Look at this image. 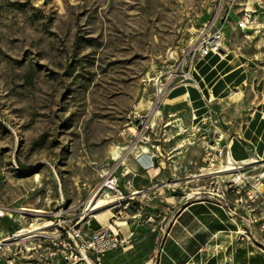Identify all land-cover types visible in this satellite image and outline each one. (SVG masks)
Listing matches in <instances>:
<instances>
[{"label": "rangeland", "instance_id": "obj_1", "mask_svg": "<svg viewBox=\"0 0 264 264\" xmlns=\"http://www.w3.org/2000/svg\"><path fill=\"white\" fill-rule=\"evenodd\" d=\"M213 2L0 0V204L25 214L4 233L71 226L102 188L109 204L97 210L103 217L85 211L84 229L116 225L122 243L96 264H159L181 202L196 192L189 202L222 205L230 225L192 264H264V162L210 174L226 163L234 137L254 153L241 134L264 101L263 41L231 38L228 49L244 59L234 83L242 88L212 101L204 124L189 130L183 99L151 112L152 79L195 37ZM146 146L165 166L142 184L125 172L142 168ZM114 147L123 148L118 159ZM108 178L120 195L105 196Z\"/></svg>", "mask_w": 264, "mask_h": 264}, {"label": "built area", "instance_id": "obj_2", "mask_svg": "<svg viewBox=\"0 0 264 264\" xmlns=\"http://www.w3.org/2000/svg\"><path fill=\"white\" fill-rule=\"evenodd\" d=\"M230 30L238 32L243 40L264 42V0H214L208 19L195 37L179 54L170 55L169 62L152 79L156 88L153 114L172 87L192 81L199 60L221 54ZM149 127L150 124L145 129ZM103 185L108 194L116 192L120 195L115 179L108 178ZM91 208L86 207L87 214L92 213ZM85 211L71 226L64 221L56 224L53 233L22 228L4 233L6 224L20 225L25 214L0 204V264H96L101 256L117 249L122 240L118 238L119 227L116 225V232L104 226L96 230L84 229L83 223L87 224L82 222Z\"/></svg>", "mask_w": 264, "mask_h": 264}, {"label": "crops", "instance_id": "obj_3", "mask_svg": "<svg viewBox=\"0 0 264 264\" xmlns=\"http://www.w3.org/2000/svg\"><path fill=\"white\" fill-rule=\"evenodd\" d=\"M232 37L241 38L238 32L230 30L228 31L227 39L224 42L223 47L228 46L230 44V40ZM262 47H264V42H263ZM221 53H225L224 48ZM236 56L239 57L238 54H236ZM239 59L237 60V62L239 66H241L242 71L239 72L236 70L237 72H235V79H236V75L243 74L242 65H243L244 59L242 58V61H240ZM198 62L196 63V65L198 64ZM235 79L233 81V85L236 81ZM208 85H209L208 88L211 89L214 84L212 82H208ZM236 86L237 87L241 86L242 88V84H236L233 86V89L238 90ZM198 93L203 98L204 104L206 105V110L202 113V116L197 121H194V114H193L194 112L191 106V102L188 99V95L186 94L184 95L182 93L180 94V96L174 99V101L179 100V99H183L187 101V104H188V107L190 108V113H191L189 130H193L197 128V126L203 120L205 115L211 112L212 109L209 107V105L212 101L213 102L214 100L221 101L227 97H230L228 96V94H226V91H224L225 95L222 98L215 97V98L208 100L204 95H202V93L200 92ZM165 100H169L168 94ZM165 100L161 104L164 107V109L165 107L169 106V105L164 104ZM174 106H169V107H174ZM257 111H258V108H257ZM257 111L252 113L251 119L247 123L244 124L245 127L242 129L241 135H242V138L245 139L254 148V153L250 154L247 148L244 146L247 150V153L250 155V157L256 158L257 162H261L262 160L264 162V159L258 158L259 154H258L257 148L252 141V138L257 137V130H255L256 129L255 127H257V124H258L256 120V116H258ZM158 113H160L161 115V111H159ZM179 127H182V126L179 125ZM182 129L184 132L187 131L185 130V127H183ZM235 139L239 141L238 138H235ZM146 147L142 149L141 153L139 152L140 155L138 156V163L140 164V167L142 168L132 169V171H129L128 173L125 172V174H130V173L132 174V177L134 178L133 181L137 179L138 182L142 184L159 178L160 175L162 174V169L165 166V163L163 162V160L159 159L157 156H156L157 158H154V156L151 155L152 153L150 154V152L148 154L149 148L148 147L146 148ZM227 147H228V156H229L230 147L229 145ZM141 156L147 157L148 160L149 158L152 159L153 166L146 169L139 159V157ZM250 163H253V162L250 161V162H244V163H237V165L235 166L247 165ZM128 184L129 186L132 187L131 181ZM134 191H138V190L134 189ZM84 225H86V223H83V226ZM229 225L230 223H229V218L227 216L226 210L224 209L222 205H219L216 202L208 201V200H199V201L188 202L187 204L182 205L180 211L175 217L172 227L170 228L168 238L165 239L162 244L159 264H192L194 261L197 262L198 258H201L204 255L203 252L206 251V247H208L210 243L217 242L222 237V234L229 231ZM101 226L103 225L99 224V227ZM97 227L98 226L96 224H92V226H90L88 230H96L98 229Z\"/></svg>", "mask_w": 264, "mask_h": 264}, {"label": "bare ground", "instance_id": "obj_4", "mask_svg": "<svg viewBox=\"0 0 264 264\" xmlns=\"http://www.w3.org/2000/svg\"><path fill=\"white\" fill-rule=\"evenodd\" d=\"M223 48L225 50V53L213 54V55H210L208 57L201 59L198 62V64L194 67L193 74H192L193 83H189V84L183 83L180 85H176L169 90V93H168L169 100L176 99L182 93L184 95L185 94L188 95V99L191 102V106L194 112L193 113L194 121H197L198 119H200V117L202 116V113L206 110V105L204 104L203 98L201 95H199L198 92L202 93V95H204L208 100L215 98V97L222 98L225 95L224 91H226V94H228V96L232 98L237 95V93L235 92V89H233V86H234L233 81L235 79V72L242 71L241 66H239L237 62V60L241 57H237L235 53H233L232 51L228 49L227 46ZM239 60L242 61V58ZM208 82H212L214 84L211 89L208 88L209 86ZM257 115L258 116H256V120L258 124H257V127H255L256 128L255 130H257V137L252 138V141L257 148V151L259 154L258 158L264 159V101L258 107ZM229 147H230V155L229 156L227 155L228 158L226 159V163L224 165L218 166L217 171L210 172V174H218V173L219 174H223V173L230 174L241 168L240 165L235 166L237 165V163H244V162H250V161L257 162L256 158L250 157L244 145H242L237 139L235 138L231 139ZM122 149L123 148H119V147H114L112 149L113 159H118L121 157L120 151ZM140 161L145 166V168L148 169L146 167L148 164V161L142 158H140ZM261 162H263V160ZM210 167L213 168L215 167V165L212 164ZM128 172L129 171H126V173ZM113 185L115 188V183H113ZM101 189L94 196V198L91 199L92 201L88 203V208L92 207L91 208L92 212L95 210L97 211L101 209L102 207H105L106 205L109 204V202L98 197V194L99 192H101ZM103 190L106 193L105 196H107L108 192H106L104 187H103ZM138 193L140 192L133 191L132 194H138ZM193 195H197V193L192 192L188 194L186 198L189 200L191 197H193ZM167 200H168V203L171 205L175 203V199L173 197ZM188 200L183 199V201L181 202V205L187 204L189 202ZM33 212L35 213V216L37 214H41V211L39 210H35ZM103 215H104V212L102 210L99 213L97 211L94 214V216L96 217H103ZM102 221H105V220H102ZM116 223L121 227L126 226L124 222H116ZM51 225L52 223L48 222L47 224L45 223V225H42V226L31 225L30 228L33 231H37V230L48 228ZM30 228H27V230Z\"/></svg>", "mask_w": 264, "mask_h": 264}, {"label": "trees", "instance_id": "obj_5", "mask_svg": "<svg viewBox=\"0 0 264 264\" xmlns=\"http://www.w3.org/2000/svg\"><path fill=\"white\" fill-rule=\"evenodd\" d=\"M97 228H99V226Z\"/></svg>", "mask_w": 264, "mask_h": 264}, {"label": "water", "instance_id": "obj_6", "mask_svg": "<svg viewBox=\"0 0 264 264\" xmlns=\"http://www.w3.org/2000/svg\"><path fill=\"white\" fill-rule=\"evenodd\" d=\"M222 52V51H221Z\"/></svg>", "mask_w": 264, "mask_h": 264}]
</instances>
